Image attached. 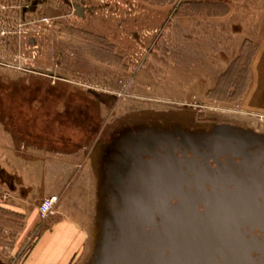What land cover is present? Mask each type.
Returning a JSON list of instances; mask_svg holds the SVG:
<instances>
[{"label": "rangeland", "instance_id": "rangeland-1", "mask_svg": "<svg viewBox=\"0 0 264 264\" xmlns=\"http://www.w3.org/2000/svg\"><path fill=\"white\" fill-rule=\"evenodd\" d=\"M0 112L70 173L32 226L0 211V264L69 217L84 236L68 264H113L127 179L152 154L264 151V0H0Z\"/></svg>", "mask_w": 264, "mask_h": 264}, {"label": "flooded vegetation", "instance_id": "flooded-vegetation-1", "mask_svg": "<svg viewBox=\"0 0 264 264\" xmlns=\"http://www.w3.org/2000/svg\"><path fill=\"white\" fill-rule=\"evenodd\" d=\"M208 151L191 143L190 149L181 148V153L167 151L162 158L152 154L155 164L150 171L160 176L163 184L155 186L150 220L156 237L163 230L162 224H171L169 235L173 239L194 238L199 244L195 253L202 255L206 264H236L229 252L236 250L238 230L245 237L250 236L247 231L251 224L248 219H241L238 227L236 216H248L253 211L254 206L248 201L254 193L259 200L264 197V185H259L264 183V159L250 162L251 156L228 152L220 144L213 146L211 154ZM256 176L258 183L253 181ZM204 211L211 216L204 218ZM252 232L264 236V230L256 224ZM232 239L234 244L228 243ZM190 261L193 263L192 258Z\"/></svg>", "mask_w": 264, "mask_h": 264}, {"label": "water", "instance_id": "water-1", "mask_svg": "<svg viewBox=\"0 0 264 264\" xmlns=\"http://www.w3.org/2000/svg\"><path fill=\"white\" fill-rule=\"evenodd\" d=\"M219 144L221 148L231 153L239 152L243 147L241 151L247 148V145L242 143L223 142ZM250 156L252 157L249 158L250 162L259 158L264 159V151ZM153 164H155L154 160L147 163L145 168L141 167L136 172L133 170L132 175L127 179L125 201H123L125 217L116 230V244L113 251L115 261L113 264H190L188 261L191 258L193 259L191 264H206L204 257L202 255L197 256L195 253V247L197 248L199 244L194 238L173 239L169 235L171 224H162L163 230L156 237V231L153 227L155 225H152V220H150L149 206L155 195V186L161 185L163 182H161L160 176H155L150 171ZM171 170H176V167L171 168ZM253 181L258 183V176L254 177ZM259 183V185H264V183ZM258 197L257 193H254L253 198L248 201L250 205L254 206L251 207L253 211L248 216H243L242 213L236 216L238 227L241 219H248L251 224H249L247 231L249 237H245L242 230H238L236 250L231 254L229 252L233 263L264 264V236L259 237L252 232L255 224L264 230V197L261 200ZM254 202L256 204L253 205ZM254 208H259L263 213L258 214L259 211ZM205 211L204 218L211 216L207 215ZM228 243L234 244L233 239L229 240ZM210 259L211 256L208 254L207 260L210 261Z\"/></svg>", "mask_w": 264, "mask_h": 264}, {"label": "crops", "instance_id": "crops-1", "mask_svg": "<svg viewBox=\"0 0 264 264\" xmlns=\"http://www.w3.org/2000/svg\"><path fill=\"white\" fill-rule=\"evenodd\" d=\"M7 103L5 100L4 104ZM1 114L3 113L0 112V208L23 215L25 225L32 226V216L38 214L37 205L42 198L60 194L59 206L67 199L65 194L70 173L66 167L69 160H63L59 155L47 158L45 150L32 149L26 137L30 135L31 129L14 127L12 122L2 121ZM19 129L28 131L15 134L14 131ZM36 134L39 136V132ZM33 201L38 203L32 208ZM77 225L70 217L58 220L51 231L45 232L23 264H68L77 250L76 243L83 241L84 235L79 233Z\"/></svg>", "mask_w": 264, "mask_h": 264}, {"label": "built area", "instance_id": "built-area-1", "mask_svg": "<svg viewBox=\"0 0 264 264\" xmlns=\"http://www.w3.org/2000/svg\"><path fill=\"white\" fill-rule=\"evenodd\" d=\"M58 200L56 194H50L42 198L37 205V213L40 217L46 216L53 209L54 204Z\"/></svg>", "mask_w": 264, "mask_h": 264}, {"label": "trees", "instance_id": "trees-1", "mask_svg": "<svg viewBox=\"0 0 264 264\" xmlns=\"http://www.w3.org/2000/svg\"><path fill=\"white\" fill-rule=\"evenodd\" d=\"M225 12H227V10L225 9L224 10V13ZM242 49V46L240 47V50ZM238 58H239V56L238 57H235V59L233 60V62L235 61H237L238 60ZM232 64V63H231ZM231 64L227 67V69H225L223 72H222V74L221 75H225V74H227L228 73V70H229V67L231 66ZM0 211H4V212H7V213H10L11 215H16L17 213H11V212H8V211H6L5 209H2V208H0ZM18 215V214H17Z\"/></svg>", "mask_w": 264, "mask_h": 264}]
</instances>
